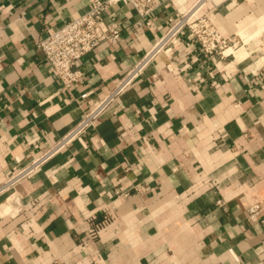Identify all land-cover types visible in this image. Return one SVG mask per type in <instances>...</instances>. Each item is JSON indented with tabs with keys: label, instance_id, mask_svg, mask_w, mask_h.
Here are the masks:
<instances>
[{
	"label": "crops",
	"instance_id": "obj_1",
	"mask_svg": "<svg viewBox=\"0 0 264 264\" xmlns=\"http://www.w3.org/2000/svg\"><path fill=\"white\" fill-rule=\"evenodd\" d=\"M159 1L148 27L112 6L120 37L65 88L39 43L90 0H0V264H264V0H209L240 40L224 57L189 38L164 48L87 134L9 182L197 0Z\"/></svg>",
	"mask_w": 264,
	"mask_h": 264
},
{
	"label": "built area",
	"instance_id": "obj_2",
	"mask_svg": "<svg viewBox=\"0 0 264 264\" xmlns=\"http://www.w3.org/2000/svg\"><path fill=\"white\" fill-rule=\"evenodd\" d=\"M208 1L197 0L187 10L179 12L157 43L139 62L121 76L101 99L85 110L82 117L61 137L13 172L9 182L16 183L30 176L53 156L71 146L76 139L87 134L164 48L189 38L194 40L203 52L224 57L225 50L236 46L238 42L235 38L224 36L210 19L205 10ZM90 3L87 11L65 21L60 28L47 34L39 43L54 74L65 88L71 87L78 80L79 74L75 70V64L79 59L101 42L120 37V25L106 19V14L112 6L118 3L130 4L139 15V23L145 27L152 24V15L160 6L159 0H90ZM259 209L260 204L252 205L249 208V216L256 219ZM106 223V213L94 216L89 234L95 236Z\"/></svg>",
	"mask_w": 264,
	"mask_h": 264
},
{
	"label": "rangeland",
	"instance_id": "obj_3",
	"mask_svg": "<svg viewBox=\"0 0 264 264\" xmlns=\"http://www.w3.org/2000/svg\"><path fill=\"white\" fill-rule=\"evenodd\" d=\"M235 40H237L238 43H239V41H240V40H238V39H235ZM260 44H261V45H260L259 48H260L261 52H264V38H263V37H262L261 40H260Z\"/></svg>",
	"mask_w": 264,
	"mask_h": 264
}]
</instances>
